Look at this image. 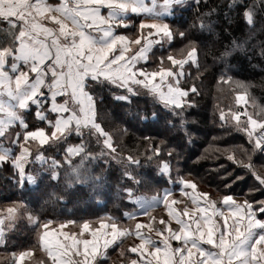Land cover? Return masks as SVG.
I'll return each instance as SVG.
<instances>
[{
	"label": "snow or ice",
	"instance_id": "snow-or-ice-1",
	"mask_svg": "<svg viewBox=\"0 0 264 264\" xmlns=\"http://www.w3.org/2000/svg\"><path fill=\"white\" fill-rule=\"evenodd\" d=\"M184 3L185 0H0V32L4 33L0 40V144L15 149L0 152V168H10L9 178L17 188H24L39 179L33 175L32 165L40 164L48 182L63 184L64 191H68L87 187L89 180L98 186L100 176L90 175L87 164L104 160L119 166L122 181H131L117 188L120 198L137 205L135 212L125 213L126 217L149 215L150 209L161 204L166 211V217L159 218V227L153 225L156 217H151L147 224L137 222L132 232L111 217H98V227L90 220H41L24 202L12 201V207L6 209L8 215L0 214L4 264H25L37 250L47 257L39 264H98L110 247L132 235L138 243L121 252L125 264H264V198L251 199V193L264 188V107L260 113L247 111L249 101L253 105L256 101L246 98L247 85L235 78L231 63L236 54L247 55L252 49L264 60V24L257 28L258 13L264 16V0H220L225 5L222 32L213 26L211 18L217 7L210 5L201 10L207 0H192L189 6L194 10L186 27L169 24L167 17ZM129 12L145 18L135 33L118 34L117 28L131 23L124 19ZM236 19L245 25L243 36L230 32L229 25ZM250 40L255 41L252 49L247 47ZM173 41L181 46L176 48ZM169 45L172 47L166 54L154 56L155 47ZM213 69L216 84L234 87L235 102L244 107L243 111H228L235 121L232 128L242 132L247 142L223 148L217 145V150L243 168L246 175L251 174L260 186H250L242 196L216 188L219 200L196 191V185L180 176L176 166L173 171L169 157L175 156L176 150L168 147L163 137L139 136L142 152L129 150L125 154L122 145L118 150L119 141L114 140L106 121L121 135L134 132L108 110L101 112L100 98L92 91L93 83L114 87L117 92L111 93L112 98L129 105L124 108L127 116L184 132L190 143L193 137L184 126L195 120L187 119L185 113L198 104L205 74ZM136 96H148L160 107L147 112L130 110ZM29 110H33L35 119L45 122V127L29 128L23 119ZM219 120V127L224 128L228 118L223 110ZM69 134L81 137L80 142L67 145L60 159L46 155L45 145L62 141ZM89 138L95 141L96 151L88 149ZM141 166H154L158 174L178 184L175 190L185 197L189 196L186 189H192V207H174L178 201L173 191L141 189L142 179L133 175ZM242 179L236 176L224 189ZM93 191L95 187L89 195ZM53 195L57 201L65 199ZM17 208L35 226L36 243L9 251L5 232L13 228ZM70 224H78L79 233L64 231ZM145 227L158 239L144 235Z\"/></svg>",
	"mask_w": 264,
	"mask_h": 264
},
{
	"label": "trees",
	"instance_id": "trees-1",
	"mask_svg": "<svg viewBox=\"0 0 264 264\" xmlns=\"http://www.w3.org/2000/svg\"><path fill=\"white\" fill-rule=\"evenodd\" d=\"M191 4L192 1L185 2L183 7H180L169 16L167 22L177 28L186 27L187 21L191 18L194 10L193 7L189 6ZM210 5L217 7V12L211 17L215 21L213 26L222 32V25L226 23V21L222 20L225 5L220 3V0H207V4L201 10H205ZM130 19L132 20L133 32L135 33L139 17L134 16ZM261 24H264V16L258 13L257 28ZM229 29L233 36H243L246 31L243 21L239 19L234 20L233 24L229 25ZM205 35L210 37V33ZM2 39H4V33L0 32V40ZM224 39L227 41L228 37L225 36ZM254 43V40H250L247 47L252 49ZM173 44L176 48L181 46L175 41H173ZM171 47V45L155 47L153 50L154 56L166 54L171 50ZM254 53L255 49H252L247 55L236 54L231 63L235 78L247 85V96L252 97L256 101L255 105H253L251 100L249 101L247 111L260 113L261 108L264 107V60L260 58L258 53L256 55ZM152 62L154 63V59ZM207 63L210 66L212 65L211 57H208ZM214 77L215 69L205 74L201 94L197 97L198 104L193 108H189L185 113L187 119L195 120V123H186L184 126L185 130L193 137L190 143L186 141L184 132L173 131L171 128H161L158 124L148 120L138 122L135 117L127 116L124 113V108L129 107V105L123 101L113 100L111 93L117 92L114 87L107 84L93 83L92 91L100 98L98 108L101 112L108 110L115 119L121 120L125 127L130 128L134 132L121 135L114 125H109L106 121V127L110 128L114 140L119 141L116 144L118 150L122 145L125 154L129 150L134 153L137 151L142 152L144 148L138 140L139 136L163 137L167 141V146L176 150V155L169 157L174 166L173 171L175 172L176 166L179 169L178 174L185 180L194 183L196 190L207 192L212 199L219 200L221 197L217 194L216 188L227 191L234 196H242L249 190L250 186L255 185L257 188H260V186L251 174L246 175L243 168L237 167L217 150V145L223 148L224 146L243 145L247 142L242 132L235 131L232 128L235 122L231 120L229 108L244 110V108L236 105L234 87H221L216 84ZM132 101L133 104L130 110L142 109L147 112L152 108L160 107L158 104H153L148 96H136L132 98ZM33 110L23 114V119L28 122L29 128L45 127L43 120H37L33 117ZM221 110L225 112L228 118L224 128L219 127V112ZM161 111L164 110L161 109ZM213 137H219L220 139L214 140ZM80 139L81 137L75 134H69L62 141L45 145L44 151L47 156L60 159L65 147L69 144H78ZM88 149L97 150L95 141L91 138L88 140ZM9 150L13 152L15 149L13 147L9 148ZM176 156H179L178 162ZM197 157L202 158L197 160ZM253 159L259 164L256 157ZM75 160L78 161L79 157H76ZM221 165L223 167H220ZM87 167L90 175L100 176V184L97 186L95 181L89 180L87 187L77 186L74 190L70 189L68 191H64L63 184L48 182L47 173L41 171L40 164L32 165L33 175L39 179L34 184L26 185L24 188H17L13 179L9 178L11 176L10 168H0V214L7 216L6 209L12 207V201H22L41 220H90L93 224H96L99 223L98 217H111L118 221L120 227L125 226V213L134 212L135 205L120 198L117 194V188L122 187L124 183L130 184L131 181H122L119 166L111 162L93 160L90 164H87ZM102 169L103 171H101ZM227 173H231V175L226 176ZM133 175L142 179L139 187L144 190L150 188L167 189L171 184L177 185L176 183H170L168 178L158 174L154 166H141L133 172ZM236 176H243V179L236 180L231 185V188L225 190L224 185L231 180H235ZM221 177L225 178L221 179ZM93 187H95V191L89 195V190L93 189ZM53 194L64 196L65 199L57 201ZM262 198H264V188L251 193V199L253 200ZM12 224L13 228L7 229L5 235L9 251L36 243L35 226L28 223L27 215L22 212V209L17 208ZM115 248L110 249L104 260L99 261L98 264H113L112 260L114 261V259H112V256H115L113 254H118ZM4 252V248L0 247V264H4ZM35 256L40 257V259H47L46 255L39 250L34 253L32 258Z\"/></svg>",
	"mask_w": 264,
	"mask_h": 264
},
{
	"label": "crops",
	"instance_id": "crops-1",
	"mask_svg": "<svg viewBox=\"0 0 264 264\" xmlns=\"http://www.w3.org/2000/svg\"><path fill=\"white\" fill-rule=\"evenodd\" d=\"M189 1H192V0H185V2H189ZM145 2L147 3V2H149V0H145ZM134 16H138V17H139V23L145 18L143 15H137V14H133V13L129 12V13H127V14L125 15L124 19H125L126 21H131V23H130L127 27H124V28H117V29H116V32H117L118 34H132V33H134V32H133L134 27L132 26V20L130 19L131 17H134ZM169 16H170V15H169ZM169 16L167 17V20H168ZM139 23H138V25H139ZM236 105H237V104H236ZM237 106H239V107H241V108H244L242 104H241V105H237ZM245 118H246V117H245ZM234 122H235V121H234ZM0 147H1L0 149H1L3 152L5 151L6 153H9L7 147H5V146H3V145H0ZM257 161L260 163V160H259V159H257ZM170 191H172V190H170ZM180 195H182L181 192H180ZM189 202H190V200L185 201L184 203H180V201H178V203H177L176 205H174V207H176V208H178V209H180V210H182L183 207H185V206H188L189 208H191V207H192V204H191V202H190V204H189ZM134 205H135V208H136L137 205H136L135 203H134ZM135 211H136V209H135ZM135 211H134V212H135ZM157 212H161V213H163V214L165 215V217H166V211H165L163 205L161 204V205L158 206V207H153L152 209H150L149 215H135V216H134L133 218H131V219L128 218V217H126V218H125V219H126V224H125V226L128 227V229H130L132 232H134V231H135V224H136L137 222L147 224V222L151 219V217H156V220L153 221V225H154L155 227H159L160 225L156 223V222L159 221V217L155 216V213H157ZM132 213H133V212H132ZM161 216H162V215H161ZM134 223H135V224H134ZM173 223H174V222H173ZM123 228H124V226H123ZM142 231H143L144 235H146V236H151L153 239H158V237L155 236V233H154V232H149V231H148V228H147V227H145L144 229H142ZM124 239H125V240H124ZM136 243H138V240L136 239V237H135L134 235H132V236H128V237H126V238H123L122 243H119L117 246L110 247V248L107 250V253H108V251H109L110 249H112V248H114V247H116L115 250H116L117 253H121L122 251H126L129 247L133 246V245L136 244ZM206 247H207V246H206ZM121 249H122V251H120ZM128 255H134V254L129 253ZM104 258H105V257H104ZM104 258H102L100 261L104 260ZM29 261H30V258H28L27 261L25 260V264H28Z\"/></svg>",
	"mask_w": 264,
	"mask_h": 264
},
{
	"label": "rangeland",
	"instance_id": "rangeland-1",
	"mask_svg": "<svg viewBox=\"0 0 264 264\" xmlns=\"http://www.w3.org/2000/svg\"><path fill=\"white\" fill-rule=\"evenodd\" d=\"M248 96H247V94H246V98H247ZM246 119V118H245ZM0 145H3V144H0ZM4 146V145H3ZM1 148V147H0ZM0 152H3L1 149H0ZM8 152L10 153V150H9V148H8ZM4 153H6L5 151H4ZM177 188H179V185L177 184L176 186H175V184H171L170 185V187H168L166 190H172L173 191V196L177 199V201H183V202H185V201H188V200H190V202H191V195L193 194V191H192V189H186V191H188L189 192V196L188 197H185V196H183V195H180V191H178V190H175V189H177ZM196 191H198V190H196ZM199 192V191H198ZM190 202H189V204H190ZM7 215H8V213H7ZM161 215L162 216H164L165 217V215L163 214V213H161V212H157V213H155V216H157V217H161ZM14 216H15V214H14ZM157 224H159V221L158 222H156ZM135 224V223H134ZM96 227H98L99 226V223H96V224H94ZM122 227V226H121ZM124 228H128V227H126V226H124ZM58 231H59V229H58ZM64 231H75V232H77V233H79V225H75V226H73L72 224H70V225H67L66 226V228L64 229ZM6 233L7 232H5V235H6ZM120 251H122V249L120 250ZM113 255H115V256H112V259H114V261L112 260V263L113 264H125V257L124 256H122L121 255V253H118V254H113ZM34 259V260H33ZM41 259H43V258H41ZM40 257H38V256H35L34 258H30V260H32V261H29L30 262V264H39V262H40ZM28 260V258H26V261ZM29 264V263H28Z\"/></svg>",
	"mask_w": 264,
	"mask_h": 264
}]
</instances>
